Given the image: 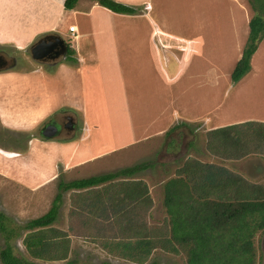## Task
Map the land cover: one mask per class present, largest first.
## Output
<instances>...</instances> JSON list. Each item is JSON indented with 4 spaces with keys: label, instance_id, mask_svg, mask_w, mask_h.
I'll list each match as a JSON object with an SVG mask.
<instances>
[{
    "label": "rangeland",
    "instance_id": "374dc122",
    "mask_svg": "<svg viewBox=\"0 0 264 264\" xmlns=\"http://www.w3.org/2000/svg\"><path fill=\"white\" fill-rule=\"evenodd\" d=\"M197 1L205 8L204 18H198L199 23L195 19L191 24L194 25L193 30L190 32L187 28L188 33L184 37L194 36V41L200 39L197 49L200 50V44L204 45V56L207 64H210V71L208 67H201L197 74H201L199 87L193 86L192 77L196 70L191 73L190 51H187L178 54L183 56V63L174 77L173 63L176 62L177 52L172 51V54H169L171 45L167 46L162 58L157 57L162 59L163 68L160 66L158 72L145 68V71L138 74L139 84L133 81L129 83L130 92L139 89L145 98H152L142 102L143 113L139 117L140 121L155 126L156 115L161 107L164 111L169 110L163 119L170 120L173 117V112L168 106L171 102L180 113L195 115L196 109L210 112L209 126L245 117L264 119V44L261 46L264 38L257 47L259 50L254 58L253 71L250 69L236 84L230 81V74L247 42V22L252 16L248 2L220 0L216 4V0ZM158 2L159 0H156L153 6H157ZM164 2L163 11L171 17L165 15L170 19L166 21L170 31L189 27L187 21L178 19L184 17V13L180 12L184 1ZM189 5L192 6V3ZM238 5L244 8V13L239 11ZM144 8L148 9L147 6ZM71 23L80 26L83 45L92 46V40L86 36L87 32H83L84 24H80V20L76 22L68 18L62 24L65 45H74V38L67 32ZM142 40L145 47L140 57L148 58L152 52L151 43L146 37ZM166 42L169 43L163 39V44ZM107 44L110 43L103 41L101 47ZM194 44L195 42L191 43L193 46ZM0 54L5 56L7 68L11 66V61L21 66L22 60L28 56L30 58L29 51L27 56L26 53L14 52L6 46L0 48ZM129 55L135 58L138 53L132 50ZM127 79L132 78L128 76ZM58 110L29 131L25 129L29 127L27 124L23 126L25 130L22 131L9 133L0 129V212L15 223L22 225L44 215L60 192V183L112 174L143 163L149 165L146 170L129 179L118 178L96 188L61 193L59 214L52 229L63 232L68 237V260L77 264H186L181 252H165L158 240L162 241L169 236L168 217L162 204L163 185L174 178L179 169L189 161H198L218 168L225 167L240 177L246 185L264 187V140H253L250 133L249 143L246 145L248 149L244 150L245 153L242 152L239 160L223 161L213 158L211 155L218 153V141L215 139L217 135L200 132L199 125L203 124L200 127L207 128L206 122L199 125L183 123L185 116L181 117L180 123L171 127L165 136L159 138V142L154 139L151 143L98 158L88 166L71 168L72 165L68 166L63 162L64 155L60 154L61 157L56 159L46 158L53 151L49 146H69L80 139L86 142L88 133L83 131L84 123L80 113L69 107ZM67 118L71 119L70 123ZM127 118L125 114L115 117L120 123H126ZM50 120L61 126L70 124L73 130H62L59 136L51 140L42 139L41 132ZM164 120L161 122L165 123ZM45 142L50 143L49 146ZM70 155L69 150L68 156ZM241 158L244 159L240 160ZM127 182H142L146 185L149 198L147 203H117L120 196L117 200L116 194L118 195L122 185ZM2 244L0 239V248ZM253 245L257 264H264V232L255 236ZM16 246V253L28 261L37 264H62L33 260L19 242Z\"/></svg>",
    "mask_w": 264,
    "mask_h": 264
},
{
    "label": "crops",
    "instance_id": "0c3cea01",
    "mask_svg": "<svg viewBox=\"0 0 264 264\" xmlns=\"http://www.w3.org/2000/svg\"><path fill=\"white\" fill-rule=\"evenodd\" d=\"M64 1L0 0V48L6 46L13 49L14 52L23 54L27 52L33 42L42 36H57L63 39L62 24L66 18L76 22L80 20V24H84L83 32H87V38L92 40V46H84L80 26L71 23L68 28L75 27V32L69 33L68 28L67 32L71 37L76 36L72 46L75 52L73 62L62 60L59 63L43 65L33 62L26 53L28 57L21 61V66L16 64L13 68L0 71L1 130L9 133L25 129L29 131L34 125L37 126L44 122L55 111L64 107L74 109L82 115L83 131L88 133L86 142L80 139L76 143L70 144L71 149L70 145L49 146L50 143L45 142L53 150L46 158L56 159L64 155L63 162L68 166L72 165L71 168L88 166L89 163L113 152L148 144L154 139H158L156 142H159V138L165 136L171 127L180 123L179 119L183 116L185 118L182 122L186 124L196 123L199 125V123L206 122L207 128H201L200 125L203 124L199 125L201 133L211 134L212 131L237 126L233 130H228V133H237L247 137V128L254 129V127L244 126L242 128L241 125L246 123L264 125L262 118L245 117L209 126L210 112L205 113V110L196 109L195 115L180 113V110L172 102L168 105L173 112V117L170 120L163 119L169 110L164 111L161 107L159 114L156 115L157 124L155 126L151 124L149 126L146 122L140 121L139 117L143 113L142 102L148 99L152 100V98H145L139 89L130 92L129 83L133 81L135 84H139L138 74L145 71V68L154 70L153 72H158L160 66L163 68L162 59H157V57L162 58L167 46L171 45L169 54H172V51L173 53L177 52L176 62L173 63L175 66L174 77L178 74L183 63V56L178 54H184L187 51H190L191 73L197 71L193 73L195 74L192 77L193 86L199 87L201 74H197L201 67H208V71H210V64H207L208 61L204 56V45L200 44L201 53L197 49V43L201 42L200 39L194 41V36L184 37L188 33L187 28L190 32L193 30L194 25L191 24L195 19L197 23H199L198 18L203 20L206 11L202 3L197 0H183L180 12L184 13V17L178 19L187 21L189 27L170 31L166 22L170 20L168 18L170 15L162 8L164 0H159L155 7L153 4L156 0H112L135 9L136 12L131 15L112 13L90 0H79L74 10L64 11ZM223 1L221 0V2ZM190 2L192 6L189 5ZM219 2L220 0H216V4ZM145 6L148 9L144 8ZM238 9L244 13L242 10L244 8L241 5H238ZM173 25L177 27L176 24ZM145 37L151 43L152 52L148 58L144 56L141 58L140 54L145 47L142 39ZM163 39L169 43L163 44ZM103 41L111 45L107 44L101 47ZM192 42H195L194 46L191 45ZM263 44L264 41L261 44L262 47ZM132 50L138 53L135 58L129 55ZM258 50L259 48L250 60L252 71L255 67L254 65L252 68V65ZM128 76L132 79H127ZM124 114L128 117L126 119L127 126L125 122L120 123L115 119L117 115ZM161 120H164L165 123H162ZM25 124L29 127L24 129ZM248 143L247 140L245 143L237 142V144L231 145L230 138L226 141V138L221 136L218 141L217 155H210L213 158L223 159V161L239 160L243 155L242 152L248 149L246 148ZM69 150L70 157L68 156ZM242 159L244 158L240 160ZM219 168L234 175L225 167ZM249 186L264 190V187L259 185L250 184Z\"/></svg>",
    "mask_w": 264,
    "mask_h": 264
},
{
    "label": "trees",
    "instance_id": "16d2710c",
    "mask_svg": "<svg viewBox=\"0 0 264 264\" xmlns=\"http://www.w3.org/2000/svg\"><path fill=\"white\" fill-rule=\"evenodd\" d=\"M79 0H65L64 10H74ZM116 14H134L135 9L112 0H90ZM252 10L248 22L247 42L241 57L231 74L232 84L238 83L250 71V60L264 38V0H246ZM43 37V36H42ZM65 61L73 62L72 45L66 44ZM247 137L228 133L237 126L212 131L231 139V145L253 140H264V125L246 123ZM239 128V127H238ZM228 144V143H227ZM149 165L140 164L112 174L60 183L49 210L42 216L19 225L0 212V264H37L16 253L20 243L28 256L41 262L69 261V239L60 231L52 229L57 221L61 193L82 191L102 186L118 178H131L146 170ZM116 194L119 202L129 204L147 203V187L142 182H127ZM118 200V199H117ZM163 207L168 217L169 236L158 243L165 252L181 254L186 264H257L254 239L264 232V190L246 185L242 179L223 169L189 161L179 169L174 178L163 185ZM121 210V209H120Z\"/></svg>",
    "mask_w": 264,
    "mask_h": 264
},
{
    "label": "water",
    "instance_id": "95a60500",
    "mask_svg": "<svg viewBox=\"0 0 264 264\" xmlns=\"http://www.w3.org/2000/svg\"><path fill=\"white\" fill-rule=\"evenodd\" d=\"M47 39H52L48 41ZM30 58L33 62L43 65H51L56 62H60L65 59L66 56V45L63 39L57 36H43L33 42L29 49ZM15 66V61L8 68H13ZM7 61L4 57L0 56V71L8 69ZM67 120L71 121L70 118ZM66 129L72 131L73 128L70 124H66ZM56 128L53 126H47L41 132L42 139L51 140L55 138Z\"/></svg>",
    "mask_w": 264,
    "mask_h": 264
},
{
    "label": "flooded vegetation",
    "instance_id": "af4514ba",
    "mask_svg": "<svg viewBox=\"0 0 264 264\" xmlns=\"http://www.w3.org/2000/svg\"><path fill=\"white\" fill-rule=\"evenodd\" d=\"M48 41H52V39H47ZM27 52H28V50H27ZM26 52V53H27ZM0 56H2V57H4L5 58V56L3 55V54H0ZM12 62V61H11ZM54 120V119H53ZM47 126H53V127H55L56 128V133L54 134L55 135V137H57V136H59V134H60V132L62 131V130H64V131H66V124L65 125H63V126H61V125H59L58 123H56L55 121H52V120H50V121H48L47 123H46V125H45V127L44 128H46ZM44 130V129H43ZM42 130V131H43Z\"/></svg>",
    "mask_w": 264,
    "mask_h": 264
},
{
    "label": "built area",
    "instance_id": "2783aa9c",
    "mask_svg": "<svg viewBox=\"0 0 264 264\" xmlns=\"http://www.w3.org/2000/svg\"><path fill=\"white\" fill-rule=\"evenodd\" d=\"M68 32L71 33V34L74 33L75 32V27H73V26L72 27H69L68 28ZM73 38L76 39V36L73 37Z\"/></svg>",
    "mask_w": 264,
    "mask_h": 264
},
{
    "label": "clouds",
    "instance_id": "9594fccd",
    "mask_svg": "<svg viewBox=\"0 0 264 264\" xmlns=\"http://www.w3.org/2000/svg\"><path fill=\"white\" fill-rule=\"evenodd\" d=\"M46 36V35H45ZM67 44V43H66ZM65 60V59H64Z\"/></svg>",
    "mask_w": 264,
    "mask_h": 264
}]
</instances>
